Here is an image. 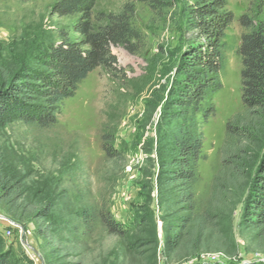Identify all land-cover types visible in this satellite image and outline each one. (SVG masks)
I'll list each match as a JSON object with an SVG mask.
<instances>
[{
	"label": "rangeland",
	"instance_id": "obj_1",
	"mask_svg": "<svg viewBox=\"0 0 264 264\" xmlns=\"http://www.w3.org/2000/svg\"><path fill=\"white\" fill-rule=\"evenodd\" d=\"M57 1L0 0V74L9 78L33 62L56 44L58 29L76 22L77 17L50 15ZM225 1L236 21L224 38L221 89L204 104H212L214 114L199 127L202 157L196 164L193 201L179 205L174 187L165 185L172 157L166 153L167 141H161L166 128L159 121L164 112H173L171 90L189 35L182 36L180 16L159 19L138 5L136 25L144 39L137 55L111 48L116 71L97 69L80 82L55 126L14 122L0 130V180H12L11 195L22 201L23 216L21 223L12 220L0 203V215L16 226L11 238L0 237L2 250L9 248L14 259L21 253L32 264L264 262V228L251 227L243 215L256 152L240 154L242 160L229 166L223 163L225 148L229 158L240 149L231 146L225 132L243 111L236 54L243 30L237 19L249 16L264 23V0ZM94 2V14H108L118 11L122 0ZM105 137L111 138L106 144L117 158L105 157ZM102 201L127 229L124 238L107 234L98 223L90 231L81 227L78 237H68L64 228L51 230L47 239L37 234L48 226L38 216L47 203L57 206L50 217L55 225L65 213L78 211L79 204Z\"/></svg>",
	"mask_w": 264,
	"mask_h": 264
},
{
	"label": "trees",
	"instance_id": "obj_2",
	"mask_svg": "<svg viewBox=\"0 0 264 264\" xmlns=\"http://www.w3.org/2000/svg\"><path fill=\"white\" fill-rule=\"evenodd\" d=\"M179 2L180 6L176 0H122L118 11L108 14H94V0L55 2L50 7L51 16L77 17V20L69 29H58L56 44H50L33 62L21 66L9 78L0 74V130L14 122L40 129L55 126L64 102L75 96L80 82L97 69L109 74L116 71L117 61L111 48L119 47L130 55H137L144 39L136 25L138 5L146 7L159 19L180 16L177 24L182 36L189 35L188 48L176 67L177 80L170 101L173 112H164L159 121L161 128H166L161 141H167L166 153L172 157L168 162L170 178L164 180L165 185L174 187L176 203H191L196 164L202 157L203 136L199 127L214 114V106L205 107L204 104L208 95L221 89L219 72L224 62V38L236 20L227 10L225 0ZM237 23L243 30L236 50L241 67L239 83L243 111L226 124L225 132L231 146L234 144L240 149L238 155L229 158L225 156V148L223 163L229 166L233 160L240 161L246 154L256 152L243 215L251 227L259 229L264 228V23L249 16H240ZM102 140L105 157L117 158L116 151L106 144L111 138ZM240 154L243 156L239 158ZM1 159L0 155V175L3 172ZM11 181L0 180V203L12 220L21 223L22 201L11 195L15 189ZM38 202L42 204L43 200ZM78 207V211L65 213L62 221L54 225L50 217L57 206L47 203L38 216L48 226L45 232L37 234L47 239L51 230L56 233L64 228L68 237H78L81 227L90 231L98 223L109 235L126 236L127 229L111 216L104 201ZM70 217H75L74 221ZM19 255L14 259L9 248L2 250L0 246V264H32L29 258ZM261 263L264 264H256Z\"/></svg>",
	"mask_w": 264,
	"mask_h": 264
},
{
	"label": "built area",
	"instance_id": "obj_3",
	"mask_svg": "<svg viewBox=\"0 0 264 264\" xmlns=\"http://www.w3.org/2000/svg\"><path fill=\"white\" fill-rule=\"evenodd\" d=\"M15 228V224H13L9 219L0 215V236L3 238H11Z\"/></svg>",
	"mask_w": 264,
	"mask_h": 264
}]
</instances>
